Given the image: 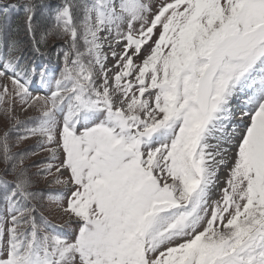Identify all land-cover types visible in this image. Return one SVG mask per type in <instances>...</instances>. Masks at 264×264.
Segmentation results:
<instances>
[{
	"label": "snow or ice",
	"instance_id": "6c2138e0",
	"mask_svg": "<svg viewBox=\"0 0 264 264\" xmlns=\"http://www.w3.org/2000/svg\"><path fill=\"white\" fill-rule=\"evenodd\" d=\"M0 264H264V0H0Z\"/></svg>",
	"mask_w": 264,
	"mask_h": 264
},
{
	"label": "trees",
	"instance_id": "16d2710c",
	"mask_svg": "<svg viewBox=\"0 0 264 264\" xmlns=\"http://www.w3.org/2000/svg\"><path fill=\"white\" fill-rule=\"evenodd\" d=\"M13 2H15V0H13ZM17 15H18V13H12V16H13L14 19L16 18ZM52 191L55 192L56 190L52 189Z\"/></svg>",
	"mask_w": 264,
	"mask_h": 264
},
{
	"label": "rangeland",
	"instance_id": "374dc122",
	"mask_svg": "<svg viewBox=\"0 0 264 264\" xmlns=\"http://www.w3.org/2000/svg\"><path fill=\"white\" fill-rule=\"evenodd\" d=\"M53 190H56V189H55V186L53 187ZM56 219H57V222H59V219H58V217H57Z\"/></svg>",
	"mask_w": 264,
	"mask_h": 264
}]
</instances>
